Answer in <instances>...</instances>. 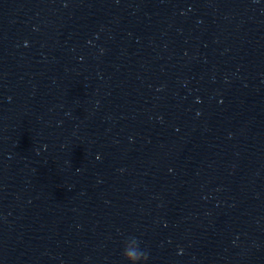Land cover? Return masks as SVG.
Returning <instances> with one entry per match:
<instances>
[{"label":"clouds","instance_id":"1","mask_svg":"<svg viewBox=\"0 0 264 264\" xmlns=\"http://www.w3.org/2000/svg\"><path fill=\"white\" fill-rule=\"evenodd\" d=\"M133 240L136 244V248L134 250H129L127 247V242L129 240ZM140 241L136 237H129L125 240L122 256L125 261L129 262L133 261L135 264H145V262L148 260V253L140 248Z\"/></svg>","mask_w":264,"mask_h":264}]
</instances>
